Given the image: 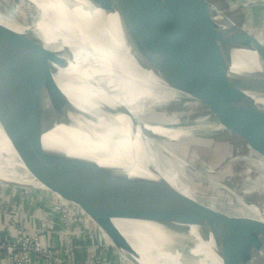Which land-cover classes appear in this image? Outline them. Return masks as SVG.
Wrapping results in <instances>:
<instances>
[{"label": "water", "instance_id": "water-1", "mask_svg": "<svg viewBox=\"0 0 264 264\" xmlns=\"http://www.w3.org/2000/svg\"><path fill=\"white\" fill-rule=\"evenodd\" d=\"M88 1L108 14L116 13L136 61L161 76L168 86L185 93L177 99L186 100L183 106L189 113L194 115L192 110L196 108L203 112L182 121L181 114L166 112L168 103L153 108V115L146 114L150 123L190 129L191 134L180 137L175 141L178 143L200 142L196 139L204 136H234L264 162V44L256 42L252 34L230 16L218 19L220 9L212 1L186 0L189 5L195 4L194 14L207 13L213 33H217L221 43L219 47L215 45L205 51L198 60L183 61L175 57L178 39L176 32L173 33L176 29L181 30L177 28L180 19L171 21L173 19L166 14L171 23L168 25L157 17L159 11H166L173 4L172 0ZM176 8L178 15L185 10L179 4ZM21 41L29 45L22 47L18 44ZM223 45L225 52L234 46L253 51L257 65L247 61L242 68H235L231 54L222 57ZM51 51L0 24V127L32 178L21 181L20 176V179L0 177V183L35 193L69 212L129 264L142 263L139 252L117 225L122 220L149 221L178 230L177 233L182 235L164 243L162 249L178 253L181 264H198L201 258L191 254L195 243L193 236L187 233L190 225L200 240L215 252L218 264H264V216L261 214L262 219H259L241 215L202 200L181 170V165L193 169L186 160L182 164L174 160L173 164L180 166L176 168V164L166 160L175 159L167 152L169 157L157 160V165L164 172L179 175L178 181L191 185V195L182 192L161 174L132 175L120 167L43 151V135L55 124L74 125L75 120L83 119L94 122L101 111L111 115L120 112L132 123L138 121L131 109L122 104L112 109L99 104L103 108L99 110L97 101L90 113L87 108L76 107L53 77L54 65L65 64V59L61 53ZM219 57L222 58L202 79L189 84L194 79L192 75L196 72L198 75L204 69L199 70V67ZM70 114L75 120L70 119ZM160 117L162 120L155 119ZM146 135L152 139V149H157L166 139L148 131ZM146 162L150 161L146 158ZM5 163L1 164L11 177L22 169L11 168ZM138 164L146 165L140 161ZM244 204L254 205L249 200Z\"/></svg>", "mask_w": 264, "mask_h": 264}, {"label": "bare ground", "instance_id": "bare-ground-1", "mask_svg": "<svg viewBox=\"0 0 264 264\" xmlns=\"http://www.w3.org/2000/svg\"><path fill=\"white\" fill-rule=\"evenodd\" d=\"M31 1L49 18L50 22L47 26L32 27L29 24H23L17 17L19 14L15 15L16 12L9 10L0 12V24L5 25L12 32L25 36L31 43L44 46L52 50L54 54H62L65 64L54 65L53 77L62 93H65L76 107L87 108L89 110H85L90 113L93 104L97 101L99 110L102 108L101 105L112 109L122 104L130 108L135 119L138 120L137 124H134L120 112L111 115L101 111L94 122L86 119L75 120V116L70 114V119H74L76 123L74 125L55 124L44 133V146L41 149L47 153L52 152V155L59 153L60 156L61 154L76 156L81 160H93L103 165L120 167L132 175L161 174L182 192L191 195V185L180 180L179 182V175L167 170L164 172L157 165V160L169 157L167 152L174 156L179 154L175 148L185 145L183 142L175 141L182 136L190 135V129L166 127L158 122L150 123L146 118V114L153 111V108L165 106L185 93L168 86L161 76L149 68H144L136 61L123 36L116 13L108 14L93 6L88 0ZM179 1L180 3L178 0H172L173 4L166 11H159L157 17L159 16L160 20L168 25L171 23L167 15L173 19L171 21L180 19L177 21V28L181 30L173 31V33L176 32L178 39L175 57L183 61L198 60L211 47L215 45L219 47L221 38L216 32L213 33V25L207 13L194 14L195 4L189 5L186 0ZM176 4L185 7L180 15H178ZM188 11H190L189 14H187ZM225 16L218 11V19H224ZM241 26L251 35L247 28ZM252 36L254 40H257L256 42L260 43L259 36L255 37L253 34ZM18 44L22 47L29 45L22 41ZM221 48L224 53L222 57L225 54L232 55L235 68H242L247 61L254 66L257 65V57L253 51L234 46L225 52L224 45ZM222 57L199 67V70L204 69L198 72V75H196L197 72L194 73L191 77L194 79L190 80L189 84L202 79L214 63ZM197 62L196 66H198ZM146 131L163 138L165 136L167 140L161 141V146L157 149H152L150 148L152 139L146 135ZM146 158L150 161L149 163L146 162ZM166 160L173 164L172 162L176 159ZM4 161L10 164L11 168L21 167L22 172H17V175L11 177L7 173L8 170L4 171L1 164ZM138 161L145 162L146 165H139ZM0 162L1 178L20 179L18 177L20 176L21 181L32 179L1 127ZM175 164L173 165L176 168L180 167L177 163ZM236 213L262 219L261 210L255 205L246 204L245 208L238 209ZM77 222H79L78 218ZM117 225L139 252L142 264H181L178 261V253L162 249L164 243L182 235L177 233L178 230L142 220H122L118 221ZM188 227L187 233L193 236L195 243L191 247V254L201 257L198 264H218L215 252L200 240L191 225Z\"/></svg>", "mask_w": 264, "mask_h": 264}, {"label": "rangeland", "instance_id": "rangeland-1", "mask_svg": "<svg viewBox=\"0 0 264 264\" xmlns=\"http://www.w3.org/2000/svg\"><path fill=\"white\" fill-rule=\"evenodd\" d=\"M30 1L0 0V12H16L15 15L19 14V22L32 27L47 26L49 18ZM210 1L220 9L219 11L243 25L255 37L259 36L260 43L264 44V0ZM184 101L186 102L185 99L170 101L166 112L170 114L176 111L181 114L182 119L179 118L182 121L203 113L202 109L196 108L192 110L195 111L192 115L187 107L183 106ZM153 117L151 118L154 119ZM155 119L162 120L161 117ZM196 140L200 142H183L184 147L175 148L179 156H173L178 163L182 164L186 160L192 165L194 170L183 167L184 165H181V170L188 181L194 184L200 198L235 213L238 209L245 208L244 201L249 200L264 216V162L234 136H204Z\"/></svg>", "mask_w": 264, "mask_h": 264}, {"label": "crops", "instance_id": "crops-1", "mask_svg": "<svg viewBox=\"0 0 264 264\" xmlns=\"http://www.w3.org/2000/svg\"><path fill=\"white\" fill-rule=\"evenodd\" d=\"M29 198L31 199L26 200L20 194L1 195L0 238L20 236L19 227L21 225L27 226L30 232L34 227L43 228L45 246H54L59 252L48 261L35 259L33 264H89L90 248H93L97 255L99 242L108 247L106 242L98 237L88 225L79 220L74 230L71 231L72 246L68 253L62 213L51 202L35 193L30 192ZM103 251L104 261L99 264H108L112 254L121 258L110 247ZM0 264H4L1 256Z\"/></svg>", "mask_w": 264, "mask_h": 264}, {"label": "built area", "instance_id": "built-area-1", "mask_svg": "<svg viewBox=\"0 0 264 264\" xmlns=\"http://www.w3.org/2000/svg\"><path fill=\"white\" fill-rule=\"evenodd\" d=\"M5 193H8L9 195L20 194L26 200L32 198H29V191L0 183V197ZM54 207L58 209L63 216V223L65 225L66 233L65 239L68 243L67 250L69 253L71 250L70 246H72L71 231L74 230V226L77 224V218L72 216V214L69 212L57 207L56 205H54ZM7 209L9 208L7 207ZM19 229L21 230L20 236L0 238V256L4 264H33V260L35 259L48 261L59 252V250L54 246H45L43 228L34 227L30 232L27 226L21 225ZM99 243V252L97 255L93 248L89 249V264H99L104 261L105 255L103 250H107L108 247L103 245L101 242ZM108 264H127V262L123 260V258H118L112 254Z\"/></svg>", "mask_w": 264, "mask_h": 264}]
</instances>
